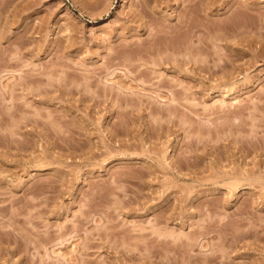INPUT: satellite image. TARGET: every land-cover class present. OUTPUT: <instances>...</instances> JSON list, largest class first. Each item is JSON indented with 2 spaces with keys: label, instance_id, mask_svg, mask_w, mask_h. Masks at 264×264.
Masks as SVG:
<instances>
[{
  "label": "rangeland",
  "instance_id": "rangeland-1",
  "mask_svg": "<svg viewBox=\"0 0 264 264\" xmlns=\"http://www.w3.org/2000/svg\"><path fill=\"white\" fill-rule=\"evenodd\" d=\"M0 264H264V0H0Z\"/></svg>",
  "mask_w": 264,
  "mask_h": 264
}]
</instances>
